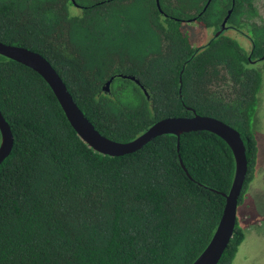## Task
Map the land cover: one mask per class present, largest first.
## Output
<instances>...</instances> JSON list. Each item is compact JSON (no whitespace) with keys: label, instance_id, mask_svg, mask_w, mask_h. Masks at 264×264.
<instances>
[{"label":"trees","instance_id":"16d2710c","mask_svg":"<svg viewBox=\"0 0 264 264\" xmlns=\"http://www.w3.org/2000/svg\"><path fill=\"white\" fill-rule=\"evenodd\" d=\"M208 1L0 0V43L45 58L110 140L193 112L235 129L247 160L240 206L257 157L251 122L263 78L252 62L264 60V20L258 0ZM229 11L225 27L248 49L223 33L191 45L182 23L216 32ZM119 75L137 79L148 99ZM0 112L13 137L0 165V264H192L210 242L235 170L216 135L182 134L178 150L162 135L131 154L101 155L45 81L1 55ZM244 239L237 219L218 264H232Z\"/></svg>","mask_w":264,"mask_h":264},{"label":"water","instance_id":"95a60500","mask_svg":"<svg viewBox=\"0 0 264 264\" xmlns=\"http://www.w3.org/2000/svg\"><path fill=\"white\" fill-rule=\"evenodd\" d=\"M211 0L208 1V3ZM207 3V4H208ZM158 9L159 2L156 0ZM231 14L228 12L220 26L223 31L225 24ZM218 35V33H217ZM0 55L15 61L36 72L49 86L54 94L66 120L76 132L77 136L93 151L110 157H119L134 153L143 148L147 143L162 135H173L177 139V150L179 149V139L182 134L191 132H209L222 139L232 152L235 170L232 185L228 194H223L225 205L217 228L198 258L192 264H218L223 252L227 248L233 235L238 214V199L241 194L243 184L247 175V160L245 147L240 134L232 127L220 120L208 116H201L193 112L191 117H170L162 119L135 139L120 143L102 136L82 111L73 101L62 79L52 68L50 63L38 53L19 46H11L0 43ZM118 77L133 81L140 87L146 98L148 94L140 82L132 76L119 75ZM111 78L103 86V91L107 93L112 82ZM0 165L10 155L13 147V137L10 128L0 112ZM182 168L185 170L182 162Z\"/></svg>","mask_w":264,"mask_h":264},{"label":"rangeland","instance_id":"374dc122","mask_svg":"<svg viewBox=\"0 0 264 264\" xmlns=\"http://www.w3.org/2000/svg\"><path fill=\"white\" fill-rule=\"evenodd\" d=\"M256 6L264 20V0H258ZM181 26L193 47L205 44L212 36L209 30L202 29L198 24L182 23ZM225 34L236 38L246 49L249 48L248 41L242 37L230 31ZM257 68L262 72L263 78L251 122V130L257 143V157L252 182L244 194L243 203L238 206L237 219L245 239L232 264H264V61L259 62Z\"/></svg>","mask_w":264,"mask_h":264},{"label":"flooded vegetation","instance_id":"af4514ba","mask_svg":"<svg viewBox=\"0 0 264 264\" xmlns=\"http://www.w3.org/2000/svg\"><path fill=\"white\" fill-rule=\"evenodd\" d=\"M185 23H193V24H198L202 29H204V30H209L210 32H211V34H212V36L209 38V40H211L213 37H217V36H219L220 34H225L226 32H231L232 30H227V28L225 27L224 28V30L223 31H221V32H219L220 31V29L218 30V31H216L215 32V30L213 29V28H206L205 26H203L201 23H199V22H195V20H190V21H187V22H185ZM233 33H234V31H232ZM217 33H218V35H217ZM235 34V33H234ZM236 35V34H235ZM239 37H241V36H239ZM243 38V37H242ZM244 39V38H243ZM209 40L206 42V43H208L209 42ZM205 43V44H206ZM204 45V44H203ZM201 46V45H200ZM261 61H264L263 59H260V60H258V61H253L252 63H254L255 65H257L259 62H261Z\"/></svg>","mask_w":264,"mask_h":264}]
</instances>
